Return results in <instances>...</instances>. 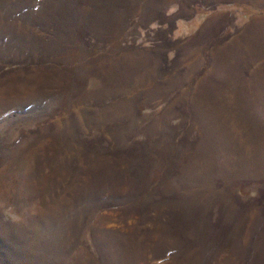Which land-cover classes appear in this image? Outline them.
I'll return each instance as SVG.
<instances>
[{"label":"rangeland","instance_id":"rangeland-1","mask_svg":"<svg viewBox=\"0 0 264 264\" xmlns=\"http://www.w3.org/2000/svg\"><path fill=\"white\" fill-rule=\"evenodd\" d=\"M0 264H264V0H0Z\"/></svg>","mask_w":264,"mask_h":264}]
</instances>
